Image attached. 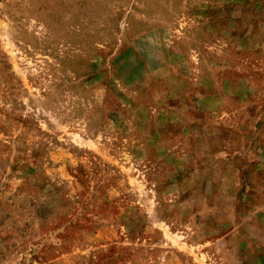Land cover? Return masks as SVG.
Wrapping results in <instances>:
<instances>
[{"label": "rangeland", "instance_id": "rangeland-1", "mask_svg": "<svg viewBox=\"0 0 264 264\" xmlns=\"http://www.w3.org/2000/svg\"><path fill=\"white\" fill-rule=\"evenodd\" d=\"M0 264H264V0H0Z\"/></svg>", "mask_w": 264, "mask_h": 264}]
</instances>
